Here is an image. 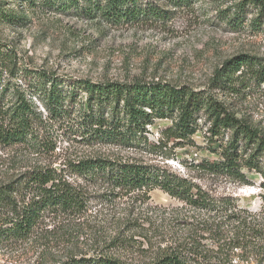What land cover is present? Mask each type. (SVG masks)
<instances>
[{"label":"trees","instance_id":"trees-1","mask_svg":"<svg viewBox=\"0 0 264 264\" xmlns=\"http://www.w3.org/2000/svg\"><path fill=\"white\" fill-rule=\"evenodd\" d=\"M15 1L113 26L163 22L167 13L157 0ZM194 1L160 3L183 7ZM253 3L261 9L260 16L251 23L258 30L264 15L260 0H243L237 10L221 11L233 31L244 29V9ZM0 18L11 23L19 21L11 13L0 12ZM263 84L264 63L246 54L223 62L214 72L209 88L197 90L160 81L94 83L49 77L40 70L21 71L17 54L0 46V146L23 147L32 154H41L54 149L56 132L57 138L79 145L139 150L165 161L174 159L169 153L171 148H166L169 142L176 147L193 146V136L206 129L208 140L215 145L211 151L218 160H202L193 167L247 185L243 169L262 172L257 162L264 158V134L238 118L225 98L239 87ZM157 120H168L170 125L160 131V137L151 140L149 128ZM224 138L226 142L220 143ZM78 182L100 183L126 195H147L158 189L207 216L199 224L214 249L205 251L204 245L192 240L150 264H231L237 250L243 261L264 264V246H259L264 241V222L262 217L259 221V214L238 208L232 196H212L191 178L170 171L166 165L106 156H82L60 162L58 167L34 166L15 180L0 184V241L29 240L48 216L78 213L85 204L83 187ZM262 208L264 212V200ZM63 264L122 263L98 257L71 259Z\"/></svg>","mask_w":264,"mask_h":264},{"label":"rangeland","instance_id":"rangeland-1","mask_svg":"<svg viewBox=\"0 0 264 264\" xmlns=\"http://www.w3.org/2000/svg\"><path fill=\"white\" fill-rule=\"evenodd\" d=\"M242 2L195 0L190 6L173 7L157 0L167 12L163 22L113 26L59 15L40 6L31 8L15 0H0V12L19 19L11 23L0 18V46L17 54L21 71L40 70L49 77L94 83L160 81L207 90L214 72L237 55L253 56L264 63V15L258 30L251 27L260 16V7L254 3L242 7L244 29L238 31H233L221 14L226 9L237 10ZM260 3L264 6V0ZM237 90L226 96V102L238 118L264 134V84ZM169 125L168 120L155 121L149 128V138L160 137V131ZM56 136L55 132L54 149L41 154H32L23 147L0 146V184L15 180L34 166L58 167L60 162L82 156H106L166 165L214 197L232 196L238 208L259 214V221L264 222V158L257 162L261 173L243 169L247 185L196 169L193 166L202 160H218L211 151L215 145L208 140L206 129L193 136V146L176 147L169 142L166 148H171L169 153L174 159L165 161L139 150L87 147ZM78 183L83 187L84 207L72 215L48 216L29 240H1L0 264H63L71 259L98 257L113 258L122 264H150L192 240L204 245L205 251L214 249L199 224L207 216L158 189L147 195H126L100 183ZM260 245L264 246V241ZM236 255L231 264H256L238 257L239 250Z\"/></svg>","mask_w":264,"mask_h":264}]
</instances>
